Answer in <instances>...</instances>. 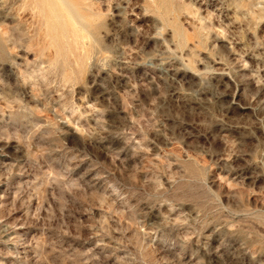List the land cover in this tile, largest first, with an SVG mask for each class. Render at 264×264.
I'll return each mask as SVG.
<instances>
[{"label":"rangeland","instance_id":"374dc122","mask_svg":"<svg viewBox=\"0 0 264 264\" xmlns=\"http://www.w3.org/2000/svg\"><path fill=\"white\" fill-rule=\"evenodd\" d=\"M0 264H264V0H0Z\"/></svg>","mask_w":264,"mask_h":264},{"label":"bare ground","instance_id":"6f19581e","mask_svg":"<svg viewBox=\"0 0 264 264\" xmlns=\"http://www.w3.org/2000/svg\"><path fill=\"white\" fill-rule=\"evenodd\" d=\"M25 6V5H24Z\"/></svg>","mask_w":264,"mask_h":264}]
</instances>
